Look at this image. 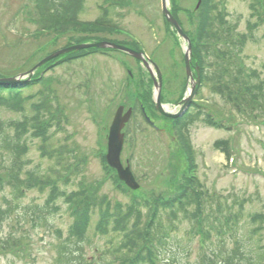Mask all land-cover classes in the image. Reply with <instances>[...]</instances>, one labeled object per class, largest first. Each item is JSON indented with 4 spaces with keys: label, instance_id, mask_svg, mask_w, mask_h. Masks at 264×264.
Instances as JSON below:
<instances>
[{
    "label": "rangeland",
    "instance_id": "1",
    "mask_svg": "<svg viewBox=\"0 0 264 264\" xmlns=\"http://www.w3.org/2000/svg\"><path fill=\"white\" fill-rule=\"evenodd\" d=\"M172 1L169 0V8L173 10ZM175 1L184 9L178 12L177 18L191 39L193 54L192 40L198 33V21L192 11L199 10L202 1ZM112 2L87 0L79 19L85 23L95 21L103 7ZM251 2L226 0L227 18L238 22L240 33H248L249 23L256 20L252 16ZM31 3L32 0H0V78L25 74L51 54L79 43L108 41L137 48L133 44L136 42L161 69L163 102L169 109L179 110L177 103L191 87L183 54L186 44L164 21L161 0H124L118 3L116 14H110L109 18L120 28H69L59 34L48 32L44 35L35 33L37 25L25 13L26 6L31 8ZM242 56L246 67L257 70L264 78V26L254 30ZM195 67L192 60L194 77ZM43 69L44 66L32 77ZM45 77L51 80L50 88L57 99L53 113L60 112L61 116L58 120L60 125L50 131L54 137L53 144L67 147L72 166L83 168L80 176L70 175L69 186L61 184L67 194L77 191L79 182L83 180L90 189L97 190L99 196L104 195L116 207L129 204L127 189L120 188L122 182L115 181V171H107L102 157L107 153L109 128L116 111L123 106L127 112L136 103L137 109L140 105L145 108L146 115L154 119L159 129L148 126L137 110L133 121L123 130L121 161L123 165L126 162L131 164L140 184L135 194L140 200L148 199L154 193L166 201L174 198L189 176L190 159L193 157L201 190L229 196L230 200L236 197L248 200L242 224L246 219L250 220L253 213L264 212V115L241 113L214 94L209 85L201 86L194 103H204L217 119L220 116L225 118L222 119L225 124L218 128L198 121L184 128L185 141L179 136L173 121L156 111L152 79L144 67L127 54L111 49L97 52L58 65L46 72ZM39 89L37 85L31 93L35 94ZM34 100L24 102L23 108L17 107L14 111L0 107L2 119L22 122L26 116L32 115ZM31 132L29 129L22 143L26 161L24 177H28V171L44 175L53 164L39 148L42 140L33 137ZM217 142L224 143L222 148L226 143L230 144V157L215 146ZM19 198L15 205L12 189L0 190L2 209L10 208L0 222V264H75L70 261L64 246L73 222L65 197L48 203L52 199L49 189L34 188L27 189ZM42 208H45L44 213L40 212ZM150 218L152 215L147 224ZM96 219L93 217L82 246V264L93 260L96 264H121V261L128 260L130 257L125 252L123 257L110 252L123 240L120 230L109 235L97 232L94 227ZM187 229L186 224H180L179 230H173V236L167 242L169 245L165 247L170 251L165 252L163 260L158 261V258L157 264H171L172 256L180 264L196 263L202 246L201 238L193 235L188 239L190 231ZM6 240L12 244L15 242V246L2 250ZM180 248L189 251L184 253Z\"/></svg>",
    "mask_w": 264,
    "mask_h": 264
},
{
    "label": "trees",
    "instance_id": "2",
    "mask_svg": "<svg viewBox=\"0 0 264 264\" xmlns=\"http://www.w3.org/2000/svg\"><path fill=\"white\" fill-rule=\"evenodd\" d=\"M86 1L32 0L31 8L26 6L28 9L25 13L37 25L35 33L38 35L48 32L59 34L69 28L92 29L95 26H106L111 9H103V15L95 22L85 23L79 19ZM201 1L199 10L192 11L196 22L198 21V33L192 40V60L201 70L203 86L209 85L214 94L241 113L257 112V116L264 115V78L257 70L246 67L242 56L254 30L264 26V0H252L250 3L252 16L256 20L249 23L248 33H240L238 22L227 18L226 0ZM175 2L172 1L174 8L171 10L177 17L178 12L184 9ZM97 52L101 50L73 52L62 57L61 62L75 61ZM41 71L30 81L0 83V107L14 111L17 107L23 108L24 102L35 99L32 115L26 116L22 122L5 121L0 115V190L11 188L15 205L19 196L21 198L27 189L48 188L52 195L48 203L65 197L73 217L70 233L64 240L71 262L83 263L82 246L92 226L93 217L96 216L94 227L97 232L109 235L120 230L123 240L111 252L122 256L128 254L130 260L128 259L127 264H157V259L161 258L165 245L173 236V230H179L180 224H186L190 231L188 239L193 235L201 238L202 246L194 264H264V212L253 213L250 220L246 219L242 224L248 200L240 197L230 200L229 196L201 190L193 157L190 159L189 176L181 185L179 193L171 200L166 201L156 193L148 200H140L135 195L136 191L126 188L122 183L123 186H119L122 190L127 189L126 195L130 202L116 207L104 195L99 196L97 190L90 189L83 180L79 182L77 191L67 194L61 184L69 186L70 175L80 176L83 168L72 166L67 147H56L53 144L54 137L50 131L60 125L58 120L61 116L60 112L55 115L53 113V105L57 99L50 88L51 80L45 76L40 77ZM37 85L40 86L39 91L31 93ZM28 92L31 94L26 95ZM138 112L143 116L142 108ZM143 118L145 119L144 116ZM222 119L225 118L220 116L217 119L204 103L193 102L183 117L172 121L179 130V136L186 141L184 128L187 129L198 121L223 128L225 123ZM29 129L32 130L33 137L42 140L39 148L43 156H47L53 163L44 175L28 171V177L23 176L26 161L22 143ZM222 144L224 143L217 142L215 146L230 157V144L226 143L225 148H222ZM102 160L107 171L112 170L108 167L105 156ZM107 175L110 176V173ZM114 175L115 181L120 182L117 175ZM44 210L42 208L40 212L44 213ZM9 211L10 208L4 210L0 205V222ZM150 215L152 221L147 227L146 221ZM4 244L3 250L8 246H15V242L12 244L10 240H6ZM180 250L186 253L189 251L187 248ZM75 254L80 255L75 257ZM169 261L171 264H180L174 256Z\"/></svg>",
    "mask_w": 264,
    "mask_h": 264
},
{
    "label": "water",
    "instance_id": "3",
    "mask_svg": "<svg viewBox=\"0 0 264 264\" xmlns=\"http://www.w3.org/2000/svg\"><path fill=\"white\" fill-rule=\"evenodd\" d=\"M162 1V11L164 16L166 17L168 23L176 30L178 35L184 40L186 47L184 49V58L186 63V71H187V77L189 83H191V87L189 88V94L187 97H185L180 104H182V107L178 112H172L168 109L166 105H163L161 102V89H162V73L159 68V66L149 59L145 54L138 52L136 50H133L131 48H128L123 45L111 43V42H105V41H96L91 43H82L73 45L67 48H64L62 50H59L50 56L46 57L42 61H40L31 71L30 75L33 74L38 68L45 65L49 61L63 55L67 54L69 52L73 51H80L84 49L89 48H99V49H115L121 52H124L126 54H129L130 56L140 60L145 68L149 71L151 76L154 79V88H155V102H156V108L157 110L168 117L176 118L179 117L185 109L188 107V105L191 103L193 98L196 95L199 82H200V75H199V69L197 79H194L193 72L191 70V54H192V43L190 38L187 36V34L183 31L182 27L180 26L179 22L175 18V16L172 14L170 8H169V0H161ZM155 72L158 75V78L155 74ZM26 79V75L22 74L18 77H12V78H4L0 79V83H17L21 82ZM132 115V109H129L126 113H124V107L121 106L117 110L115 117L113 119V122L110 127L109 136H108V152H107V162L108 164L115 168L118 172V175L122 181L126 183L130 188L132 189H138L139 184L137 183L130 166L124 167L121 162V152L124 145V133L122 130L124 129L126 123L129 122Z\"/></svg>",
    "mask_w": 264,
    "mask_h": 264
},
{
    "label": "flooded vegetation",
    "instance_id": "4",
    "mask_svg": "<svg viewBox=\"0 0 264 264\" xmlns=\"http://www.w3.org/2000/svg\"><path fill=\"white\" fill-rule=\"evenodd\" d=\"M132 106H134V108H135L137 105H132ZM155 126H156V125H155ZM93 264H96V263L94 262Z\"/></svg>",
    "mask_w": 264,
    "mask_h": 264
}]
</instances>
